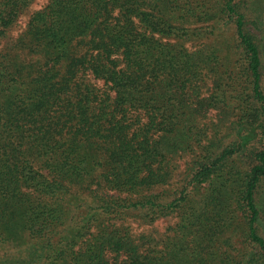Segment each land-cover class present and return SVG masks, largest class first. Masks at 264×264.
I'll list each match as a JSON object with an SVG mask.
<instances>
[{
    "label": "trees",
    "instance_id": "16d2710c",
    "mask_svg": "<svg viewBox=\"0 0 264 264\" xmlns=\"http://www.w3.org/2000/svg\"><path fill=\"white\" fill-rule=\"evenodd\" d=\"M32 1L0 0V264H264V45L247 27L264 11L49 0L2 47ZM129 219L175 222L136 237Z\"/></svg>",
    "mask_w": 264,
    "mask_h": 264
},
{
    "label": "rangeland",
    "instance_id": "374dc122",
    "mask_svg": "<svg viewBox=\"0 0 264 264\" xmlns=\"http://www.w3.org/2000/svg\"><path fill=\"white\" fill-rule=\"evenodd\" d=\"M48 1L49 0H33L27 6H25V8L19 14L14 25L11 27V29H9L5 40L2 41V47L11 46L14 43V41L19 38L25 32L26 27H27L26 25L29 19L31 18L32 14L43 9L48 3ZM255 2L258 3L261 11L259 12L256 11ZM252 6H253V12L250 16V19L254 20L257 16H259V21H260L262 17L261 13H263L264 11V0H253ZM247 27L253 34H255L258 37L260 43L264 45V23H263V26H261L258 22L256 26L248 24ZM224 29L226 30L225 36L227 37L229 36L230 38L234 36V31L232 30L234 28H232V26H227ZM228 119H230V117L229 118L223 117V115L219 111H210L208 113V118L206 119V122H210L213 124L215 123L216 124L218 123L226 124L225 121H228ZM189 160L190 159L183 158L182 160L177 161L178 172L174 173L173 175L174 177L177 178V174L183 171L184 166ZM174 222H175V219H166V220H159L152 225H144V224H141L140 221L137 219H129L128 223L132 228V233L136 237H138L142 233H145V234L152 233L153 236H159L161 235V233L164 232L165 228L172 225ZM15 232H18V231H15ZM2 251L3 249L0 248V256L2 254L1 253Z\"/></svg>",
    "mask_w": 264,
    "mask_h": 264
}]
</instances>
